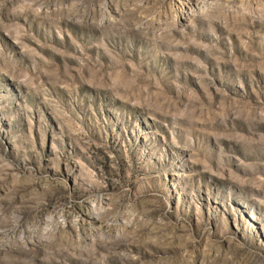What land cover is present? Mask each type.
Listing matches in <instances>:
<instances>
[{
    "label": "rangeland",
    "instance_id": "1",
    "mask_svg": "<svg viewBox=\"0 0 264 264\" xmlns=\"http://www.w3.org/2000/svg\"><path fill=\"white\" fill-rule=\"evenodd\" d=\"M0 264H264V0H0Z\"/></svg>",
    "mask_w": 264,
    "mask_h": 264
}]
</instances>
